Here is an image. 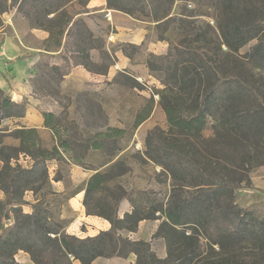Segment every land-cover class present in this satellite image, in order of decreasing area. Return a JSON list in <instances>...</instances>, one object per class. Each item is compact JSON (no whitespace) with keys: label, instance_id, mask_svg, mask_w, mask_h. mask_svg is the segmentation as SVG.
<instances>
[{"label":"trees","instance_id":"16d2710c","mask_svg":"<svg viewBox=\"0 0 264 264\" xmlns=\"http://www.w3.org/2000/svg\"><path fill=\"white\" fill-rule=\"evenodd\" d=\"M72 1L0 0V13L17 9L27 19H39L36 27L57 37L72 21L66 11ZM206 1L215 11L216 27H191L196 36L193 42L204 44L177 45L168 54L153 55L148 61L150 71L162 78L164 89L159 95L169 130L148 135L144 156L171 178L169 198L158 207L144 208L151 211L149 216L141 215L144 209L135 205L122 186L113 192L114 205L106 200L103 203L108 215L90 210L92 195L108 190L111 171L118 160L89 179L85 199L88 213L107 217L112 223L111 231L87 238L70 235L65 231L67 225L49 217L42 200H37L32 213H25L21 204L27 192L36 195L46 190L52 196L57 194L52 189L49 161L84 164L72 155L68 132L60 134L53 113H43L46 127L54 134L51 149L44 147L35 128L10 131L2 126L7 119L22 117L26 108L0 92V134L13 136L19 142L17 146H7L0 138V187L6 196L5 200L0 199V264H17L15 257L20 251L29 254L35 264H72L73 259L93 264L99 257L126 258L130 254L137 255L136 264H264V218L238 205L237 192L243 186L233 181L230 168L217 170L202 154V145L210 142L203 137L210 120L233 130L264 131V86L260 84L264 77L253 73L254 69L264 70V0ZM107 3L110 9L161 23L169 20L175 0ZM51 15L56 17L50 19ZM42 18L48 19L45 24L40 22ZM252 42L255 43L249 53L239 57L240 50ZM230 61L241 62L243 71L238 75L223 71V64ZM149 116L150 109L140 113L134 129ZM125 135V129L107 127L88 139L86 148L104 151L108 144L116 145ZM116 155L102 165L112 163ZM21 156L29 158L31 165L21 164ZM125 198L132 201L134 210L121 220L117 206ZM12 214L13 222L8 223ZM145 218L162 220L154 237L165 241L166 259H160L150 243L133 242L119 234L123 229L136 230ZM242 258L244 262H240Z\"/></svg>","mask_w":264,"mask_h":264},{"label":"rangeland","instance_id":"374dc122","mask_svg":"<svg viewBox=\"0 0 264 264\" xmlns=\"http://www.w3.org/2000/svg\"><path fill=\"white\" fill-rule=\"evenodd\" d=\"M2 6L3 3L0 2V10ZM78 9H81V5L75 8V10ZM214 16L215 11L211 8L209 1L195 3L194 0H175L169 20L158 23L155 26V33L159 40L169 44L167 54L175 46L187 45L188 42H192L194 46H201L204 44L203 41L193 42L196 36L195 31L191 32V27L205 29L208 24L216 27ZM2 17L3 14L0 13V20ZM38 20L33 16L28 19L33 26H38ZM47 20V18H42L40 22L45 24ZM254 43L244 46L239 52V57L249 53ZM134 50V48H129L127 52L132 54ZM152 56L147 57V67ZM101 58L103 62L100 65L92 64L89 67L91 71L104 72L106 70L109 58L106 54ZM239 60L241 61V58ZM241 62L230 61L223 64V71L238 75L244 69ZM67 71L68 68L55 71L48 65H41L38 75L33 80L34 93L43 101L45 107L43 113L55 115V124L58 125L60 134L65 135V131L68 132L69 143L73 150L72 155L82 159L84 164L82 168L97 169L119 150L128 149L111 171L112 178H110L108 190L92 195L89 200L90 210L108 215V209L103 203L105 200L111 202V198L114 199L113 192H116L117 186H126L131 190L128 193L137 207L141 209L158 207V204L169 194L171 178L163 173L161 167L147 160L144 153L146 139L150 133L158 134L157 130L166 133L169 130L159 95V91L164 89L160 74L153 73L157 80L156 83H137L131 77L120 74L113 82H108L102 88L94 83L76 88L64 84L62 75ZM253 73L258 77H264V70L254 69ZM260 84L264 86V83ZM149 109L150 118L147 123L139 129H134L137 116ZM219 124L217 120H210L208 127L204 130L203 137L210 142L202 145V154L206 156V162L214 163L213 167L217 170L223 166L230 168L233 181L241 186H247L252 175L264 173V131L258 129L243 132ZM107 126L124 128L125 137L116 145L108 144L104 151L88 150L86 141L97 132L105 130ZM1 137L7 146L18 145L13 136L0 134ZM42 140L45 148H52L54 140L51 135H46ZM21 157L20 163L24 164ZM72 164V162L63 163L57 160L49 161L51 182L52 179H61L67 191L65 194L56 192L55 196L48 194L46 190L36 195L29 191L23 202L26 210L32 213L37 200H42V206L47 209L49 217L68 226L69 220L64 219L63 215L67 201L74 193ZM52 189L55 192L53 185ZM253 200L255 207L252 210L264 218V199L256 195ZM111 203L114 205V202ZM150 214L151 211L145 209L141 213L144 216ZM12 222L13 214L8 223ZM244 261V258L240 259V262Z\"/></svg>","mask_w":264,"mask_h":264},{"label":"crops","instance_id":"0c3cea01","mask_svg":"<svg viewBox=\"0 0 264 264\" xmlns=\"http://www.w3.org/2000/svg\"><path fill=\"white\" fill-rule=\"evenodd\" d=\"M78 5H81V9L75 10ZM66 11L71 15L72 21L64 34L57 37H52L50 31L43 27L31 25L17 9L3 14L0 25V92L26 108L22 117L4 121L2 126L9 127L10 131L22 127L35 128L42 139L46 135H51L54 139L52 130L45 125L43 101L34 93L33 80L41 65L58 67L60 70L68 68L62 75L63 82L76 88L92 83L102 88L120 74L131 77L137 83L157 81L147 67V57L165 55L169 48L166 41H161L156 36L155 26L158 23L110 9L107 0H73L66 6ZM55 17L56 15H51L49 18ZM129 48L135 49L132 54L127 52ZM105 54L109 58L106 70L91 71L89 67L92 64L100 65L103 62L101 56ZM149 118L150 116L137 129L143 127ZM126 151L128 149L118 151L112 163L94 170L72 164L74 193L68 199L63 215L64 219L69 220L66 227L68 234L87 238L112 230V223L107 217L88 213L85 205L88 181L97 171H103L119 160ZM21 159L24 166L31 165L29 158L22 156ZM52 185L58 194H65L67 191L61 179H52ZM123 187L127 192L131 191L126 186ZM169 187L171 189V184ZM169 194L164 199L167 200ZM256 195L264 199V173L252 175L250 184L238 190L236 201L241 207L253 209V197ZM5 198L0 187V199ZM21 206L26 213H30L24 203ZM133 210L132 201L123 199L117 206L118 219H124ZM161 222L160 219L145 218L139 222L136 230L123 229L119 234L133 242L150 243L152 251L160 259H166L165 241L154 237ZM15 258L17 264H35L24 251L18 252ZM137 260L136 254H130L126 258L99 257L93 264H136ZM72 264L82 263L73 259Z\"/></svg>","mask_w":264,"mask_h":264}]
</instances>
